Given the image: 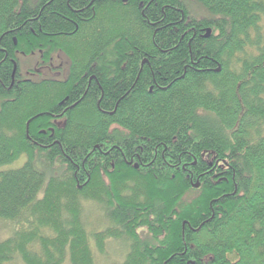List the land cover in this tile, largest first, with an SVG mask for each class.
I'll return each instance as SVG.
<instances>
[{
  "label": "trees",
  "instance_id": "16d2710c",
  "mask_svg": "<svg viewBox=\"0 0 264 264\" xmlns=\"http://www.w3.org/2000/svg\"><path fill=\"white\" fill-rule=\"evenodd\" d=\"M59 51L65 81L10 87L11 57ZM24 155L0 264H98L112 238L121 264H264V0H0V168Z\"/></svg>",
  "mask_w": 264,
  "mask_h": 264
},
{
  "label": "rangeland",
  "instance_id": "374dc122",
  "mask_svg": "<svg viewBox=\"0 0 264 264\" xmlns=\"http://www.w3.org/2000/svg\"><path fill=\"white\" fill-rule=\"evenodd\" d=\"M63 57H60L59 60H54L51 62L52 66L46 67L44 69V66H40L39 70L34 69V67H38L37 64L41 63L42 60L37 61L34 56H24L19 55L20 60V72L22 73V76L24 78L28 79H35L40 80L42 78V73H44L45 76H48L52 79H64L67 77L66 74H68L67 70L61 67V60L63 62L70 63V59L64 55ZM22 57V58H21ZM30 57V58H28ZM23 59V64L21 63ZM69 71V69H68ZM27 160V156L24 155L20 157L19 159L15 160L12 164H9L7 166H2L0 170L7 169V168H17L22 166ZM48 176V175H47ZM42 190L39 194V196H42L43 194ZM86 202H84L85 204ZM84 221L88 223L90 228L87 226L88 229L92 230H99L105 228L109 222L107 221V217L105 216V212L102 209L101 206L97 205L94 202H87L85 204L84 208V214H83ZM19 226V225H18ZM16 229V223L14 222H8L4 220H0V238L4 239L13 233V231ZM93 244V243H92ZM95 247V245H94ZM128 251V242L122 239H109L106 243V249L105 252H100L97 248H95V255L96 260L98 264H121L124 260V257ZM11 264H21L20 262H14ZM63 264H71L70 259L67 256Z\"/></svg>",
  "mask_w": 264,
  "mask_h": 264
},
{
  "label": "flooded vegetation",
  "instance_id": "af4514ba",
  "mask_svg": "<svg viewBox=\"0 0 264 264\" xmlns=\"http://www.w3.org/2000/svg\"><path fill=\"white\" fill-rule=\"evenodd\" d=\"M14 42H15V44L17 43V39H16L15 37H14ZM63 54L65 55L64 52L59 51V53L57 54V58H56V59H55V56L52 55L51 59H48V61H46L47 64H48V65H46V66H48V67L52 66L51 62L54 61V60H55V61H56V60H59L60 57H63V58H64ZM17 55H18V57H19V55H24V56H25V54H22V53H17ZM21 58H22V57H21ZM28 58H30V57H28ZM10 61L14 64L13 73H12V82H11V85H10V87L12 88L13 85H14V78H15L16 71H17L18 67L20 68V60L18 61V62H19V65H18V63L15 61V58H14V57H11V58H10ZM145 61H146V60H144L143 62H145ZM21 63L23 64V59H22ZM43 63H44V62H43ZM142 64H144V63H142ZM60 65H61V67L63 66V68H64L65 70H67L68 74L70 73L71 64H70V63L68 64V61H67V62H63V61L61 60V64H60ZM68 69H69V71H68ZM20 70H21V69H20ZM20 73H21V72H20ZM68 74H66V75H67L66 78H64V79H58V80H63V81H65V80L68 78ZM113 148H116V147H113ZM113 148H111L109 151H108V150L104 151V152H103V155L109 157V156L111 155V151H112ZM135 154L139 157V152H138V151H135ZM117 155H122V158H124V160L126 161V157H125V153H124V152H123L122 154H120L119 152H117ZM129 163L132 164L133 162L131 161V162H129ZM210 165H212V162H210ZM134 167H135L136 169H139V167H140L139 163H134ZM199 185H200V184H199ZM195 187H196V186H195ZM198 187H199V186H198Z\"/></svg>",
  "mask_w": 264,
  "mask_h": 264
},
{
  "label": "water",
  "instance_id": "95a60500",
  "mask_svg": "<svg viewBox=\"0 0 264 264\" xmlns=\"http://www.w3.org/2000/svg\"><path fill=\"white\" fill-rule=\"evenodd\" d=\"M211 32H212L211 28H207L206 33L204 34V36L205 37H209L211 35ZM217 70H220V68H218ZM194 186L198 187L199 183L198 182L195 183Z\"/></svg>",
  "mask_w": 264,
  "mask_h": 264
}]
</instances>
